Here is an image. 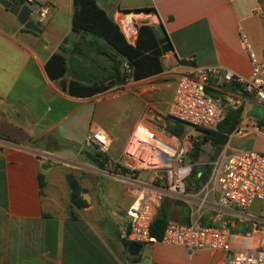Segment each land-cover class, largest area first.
<instances>
[{
    "label": "crops",
    "instance_id": "0c3cea01",
    "mask_svg": "<svg viewBox=\"0 0 264 264\" xmlns=\"http://www.w3.org/2000/svg\"><path fill=\"white\" fill-rule=\"evenodd\" d=\"M95 1L129 44L135 43L140 26L150 25L158 36L167 34L173 50L161 57L159 73L129 78L91 97H74L67 91L72 81L108 80L113 54L101 37L74 30L75 0H34L29 7L39 32L25 29L0 5V264H227L225 251L189 254L161 242L139 244L136 254L129 253L120 232L127 226L133 190L98 173L99 166L87 156L96 147L86 145L85 138L103 130L110 142L106 158L120 160L135 125L166 130L174 86L193 67L217 66L248 77L251 65L239 34L264 62V0ZM39 6L47 11L42 24L37 22ZM134 10L147 12L128 24L124 14ZM54 54L66 61L65 89L45 70ZM206 89L224 103L235 100L236 106L225 111L237 110L234 130H244L240 137L231 136L233 130L220 149L204 144L214 156L206 165L211 168L220 155L264 151V104L235 83L210 78ZM111 92L118 95L111 97ZM39 153L51 159L38 158ZM198 162L191 164L200 172L206 165ZM186 193L190 201L167 198L157 213L165 205L168 222L187 224L203 202L200 224L226 226L234 235L249 233V222L235 208L223 214L212 209L216 195L206 197L204 186Z\"/></svg>",
    "mask_w": 264,
    "mask_h": 264
},
{
    "label": "built area",
    "instance_id": "2783aa9c",
    "mask_svg": "<svg viewBox=\"0 0 264 264\" xmlns=\"http://www.w3.org/2000/svg\"><path fill=\"white\" fill-rule=\"evenodd\" d=\"M31 6L34 0H20ZM264 18V11L260 12ZM47 19L45 7L39 6L37 22ZM241 44L251 65L248 77L234 74L221 67H193L181 75L173 89L168 116L193 128L217 131L226 107H235L233 99L225 103L206 89L208 80L235 83L242 91L264 104V62H260L246 35L240 31ZM125 68L128 66L125 64ZM243 129H236L231 136H243ZM85 144L95 146L103 155L99 174L130 186L133 200L126 210L127 226L120 237L127 244L161 242L178 246L189 254L197 251L222 250L227 253V264H264V151H244L234 155H220L211 164L210 176L204 185L206 197L216 195L212 209L218 214L235 208L238 217L250 224L246 235H234L226 227L202 225L198 222L201 211L193 212L187 224L168 222L162 238L150 235V226L157 214L158 205L165 199L190 201L186 181L192 164L186 155L192 142L185 135L177 137L164 130H155L145 124L134 126L120 160L106 158L109 138L101 129L90 131ZM38 158L50 160L47 154ZM195 215V216H194Z\"/></svg>",
    "mask_w": 264,
    "mask_h": 264
},
{
    "label": "trees",
    "instance_id": "16d2710c",
    "mask_svg": "<svg viewBox=\"0 0 264 264\" xmlns=\"http://www.w3.org/2000/svg\"><path fill=\"white\" fill-rule=\"evenodd\" d=\"M73 25L76 32H85L101 37L112 49L109 55L110 76L106 82H95L83 84L72 81L68 86L71 96L87 98L104 92L114 86L124 84L129 78L140 79L162 71L161 57L173 50L169 37L163 31L158 36L157 30L150 25H142L137 31V38L133 45L129 44L113 20L98 7L95 0H75V12ZM128 66V69L124 65ZM48 77L52 81L59 82V86L65 89L62 81L66 72V61L63 55L54 54L45 65ZM210 92V91H208ZM239 120L237 110H227L217 131H208L196 128L203 135L200 140L193 142V147L188 153V159L196 164L202 153L203 145L211 144L220 149L227 142L228 134L236 127ZM187 124L168 119L166 121V132L177 137H183ZM87 156L99 167L103 165V155L95 148L87 153ZM212 157L211 160H213ZM210 176V165L204 166L202 171L192 168L190 177L186 181L187 192L199 191L208 181ZM40 185L41 176L39 175ZM168 223V210L165 205L161 206L150 226V235L160 240L164 228Z\"/></svg>",
    "mask_w": 264,
    "mask_h": 264
},
{
    "label": "water",
    "instance_id": "95a60500",
    "mask_svg": "<svg viewBox=\"0 0 264 264\" xmlns=\"http://www.w3.org/2000/svg\"><path fill=\"white\" fill-rule=\"evenodd\" d=\"M0 5L7 9L11 14L17 17L18 22L27 30L39 32L35 22L32 19V9L27 5L21 3H13L8 0H0ZM146 10H134L124 14L125 21L130 24L135 18L146 14ZM140 249L138 244H129L128 252L136 254Z\"/></svg>",
    "mask_w": 264,
    "mask_h": 264
},
{
    "label": "rangeland",
    "instance_id": "374dc122",
    "mask_svg": "<svg viewBox=\"0 0 264 264\" xmlns=\"http://www.w3.org/2000/svg\"><path fill=\"white\" fill-rule=\"evenodd\" d=\"M32 8L34 11V6ZM33 18L36 19L35 14H33ZM110 95L111 97H116L118 95V92H111ZM185 135L189 138L192 144L193 142L200 140V136H201L200 133L196 129L191 128V127H188V130L185 133ZM202 149H203V153H202V157L200 158V161L198 162V166H204L206 164H209L211 162L212 157H214L212 148H210L209 145L202 147Z\"/></svg>",
    "mask_w": 264,
    "mask_h": 264
}]
</instances>
